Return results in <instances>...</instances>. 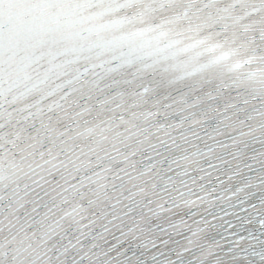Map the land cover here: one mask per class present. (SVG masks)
<instances>
[{
	"label": "snow or ice",
	"instance_id": "obj_1",
	"mask_svg": "<svg viewBox=\"0 0 264 264\" xmlns=\"http://www.w3.org/2000/svg\"><path fill=\"white\" fill-rule=\"evenodd\" d=\"M0 264H264V0H0Z\"/></svg>",
	"mask_w": 264,
	"mask_h": 264
}]
</instances>
